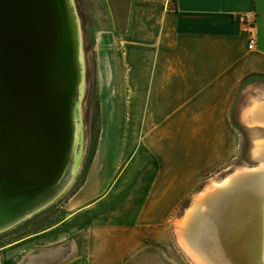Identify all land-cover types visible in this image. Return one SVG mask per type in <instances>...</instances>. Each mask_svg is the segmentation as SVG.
<instances>
[{"label": "crops", "instance_id": "obj_1", "mask_svg": "<svg viewBox=\"0 0 264 264\" xmlns=\"http://www.w3.org/2000/svg\"><path fill=\"white\" fill-rule=\"evenodd\" d=\"M101 2L90 172L63 220L1 245L0 264H174L170 223L195 185L190 160L212 159L194 144H211L206 128H228L240 84L264 75V0ZM241 13L256 16L253 48ZM255 103L246 114L264 124Z\"/></svg>", "mask_w": 264, "mask_h": 264}, {"label": "water", "instance_id": "obj_2", "mask_svg": "<svg viewBox=\"0 0 264 264\" xmlns=\"http://www.w3.org/2000/svg\"><path fill=\"white\" fill-rule=\"evenodd\" d=\"M73 0H0V233L69 187L83 82Z\"/></svg>", "mask_w": 264, "mask_h": 264}, {"label": "rangeland", "instance_id": "obj_3", "mask_svg": "<svg viewBox=\"0 0 264 264\" xmlns=\"http://www.w3.org/2000/svg\"><path fill=\"white\" fill-rule=\"evenodd\" d=\"M73 2L80 22L81 61L84 70L81 100L78 106L80 122L76 139L81 146V151L77 158L76 170L69 187L59 198L10 230L0 233V246L42 231L63 220L65 204L85 183L91 163L96 155L101 131L98 108V74L103 63L101 48L97 39L101 32L107 29V24L101 0H73ZM256 100L261 101V103L264 102V75L251 76L240 84L229 112L228 128L223 126L206 128L207 135L204 137L207 136L211 144L206 143V147H204L200 138H198L199 142L194 144L196 154H200L202 149H206L208 152L210 149L212 159L195 158L190 160L197 171L194 176L195 185L177 207L172 223H170V227L175 233L176 256L181 255L180 262L175 256L174 264H197L192 261L180 244V235L176 225L181 220L184 221L186 211L193 206L195 197L208 191L212 182L214 184L232 179L243 170L247 171L248 174L263 175L260 168L264 163L262 161L264 154L259 153L258 158H256L254 148L255 144L264 143V124L256 122L252 116L246 114ZM129 158L130 156H127L123 159L121 169L129 162ZM258 166L260 167L258 168Z\"/></svg>", "mask_w": 264, "mask_h": 264}, {"label": "bare ground", "instance_id": "obj_4", "mask_svg": "<svg viewBox=\"0 0 264 264\" xmlns=\"http://www.w3.org/2000/svg\"><path fill=\"white\" fill-rule=\"evenodd\" d=\"M258 106L264 117V102ZM259 153L264 154V143L255 144L256 158ZM260 169L263 175L243 170L232 179L212 182L195 197L184 221L176 223L179 242L192 261L264 264V163Z\"/></svg>", "mask_w": 264, "mask_h": 264}, {"label": "built area", "instance_id": "obj_5", "mask_svg": "<svg viewBox=\"0 0 264 264\" xmlns=\"http://www.w3.org/2000/svg\"><path fill=\"white\" fill-rule=\"evenodd\" d=\"M239 20L243 25V29L250 33L251 39L249 42V48H253L256 44V37L254 33V29L256 28V16L255 15H248V14H239Z\"/></svg>", "mask_w": 264, "mask_h": 264}]
</instances>
